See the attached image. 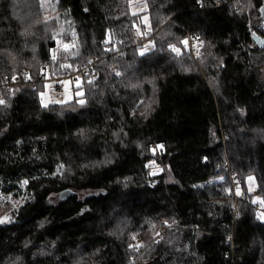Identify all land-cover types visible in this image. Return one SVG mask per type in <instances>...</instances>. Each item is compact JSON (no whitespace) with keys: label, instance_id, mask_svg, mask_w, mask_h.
I'll return each mask as SVG.
<instances>
[{"label":"trees","instance_id":"trees-1","mask_svg":"<svg viewBox=\"0 0 264 264\" xmlns=\"http://www.w3.org/2000/svg\"><path fill=\"white\" fill-rule=\"evenodd\" d=\"M131 1L58 0L78 49L53 62L39 1L0 0V83L31 76L0 86V198L25 197L0 264H264V204L227 194L254 177L264 200V0H146L148 27ZM89 61L81 97L42 106L47 63Z\"/></svg>","mask_w":264,"mask_h":264},{"label":"rangeland","instance_id":"rangeland-1","mask_svg":"<svg viewBox=\"0 0 264 264\" xmlns=\"http://www.w3.org/2000/svg\"><path fill=\"white\" fill-rule=\"evenodd\" d=\"M39 4V11L42 15L44 22H52V20H55L56 22V29L51 35V39L54 42L55 48H57V51L59 52H75L78 49V38H77V32L73 26V23L69 17L66 16L65 12H60L58 7V0H38ZM148 10V3L146 0H132L131 1V12L133 14H139V26L145 25L148 27L150 24V19L148 15H144L145 12ZM146 18V19H145ZM138 26V27H139ZM140 30V28H138ZM57 41H60L59 44H57ZM69 44L73 45L68 50H65L63 45ZM195 47V54L198 52L199 48L202 46V43L196 40V42L193 43ZM155 45L152 41L148 40L145 41L142 50L145 51V53H148L154 49ZM253 47H256V45H253ZM51 57V52H50ZM66 80V79H65ZM63 80V81H65ZM70 80V79H67ZM71 81V80H70ZM74 84V90H75V96L81 97V95H77V91L79 90L82 94L83 91L77 88V81H71ZM81 79H79V87L81 86ZM46 91H50V96L52 97V101L56 103V101H59V103L63 102V96L62 93H55L53 91L52 85H46ZM62 86V85H61ZM63 87V86H62ZM146 170L150 173L152 176H157L162 173L163 167L159 165L155 160H151L146 167ZM224 181L223 179H218V182L222 183ZM230 187L227 189V194L230 197H233L236 201L239 200H252L255 204H261L258 195V189L256 185L255 178L253 177L252 180H249V177L246 179L245 183H240L236 180L234 183L233 180L230 177ZM214 182V181H213ZM211 182V184L213 183ZM24 186V185H23ZM239 189V191L242 193V195H236V190ZM231 190V191H229ZM25 197L20 195L19 197H15L14 195H2L0 198V217H11V220L14 217V213L18 210V208L23 204ZM58 201H60L58 196ZM255 201V202H254ZM261 214H264L262 212V205L258 208V216L259 219L264 221V219H261ZM9 222H5L2 224H7ZM0 224V225H2ZM139 238H136L138 240ZM80 257L73 262V264H79Z\"/></svg>","mask_w":264,"mask_h":264},{"label":"built area","instance_id":"built-area-1","mask_svg":"<svg viewBox=\"0 0 264 264\" xmlns=\"http://www.w3.org/2000/svg\"><path fill=\"white\" fill-rule=\"evenodd\" d=\"M135 34H139V31H134ZM51 59V57H50ZM95 61H92L91 63L83 66H76L73 68L72 73H68L65 76L58 75L55 73H51L49 70V64L47 63L45 66L44 72L40 75V80L43 81L45 85L55 84L56 90L60 91L61 85L58 83V81H63L65 79H70L74 82H76V77H79L80 74L88 75L90 74L92 79H96L98 77V73L94 70ZM115 70V68H112ZM28 71H22L20 74L13 75L10 80H6L5 82L0 83V86L7 85L10 89L17 83H19L22 79L25 81H30V79H27L26 76H28ZM15 77V79H13Z\"/></svg>","mask_w":264,"mask_h":264},{"label":"snow or ice","instance_id":"snow-or-ice-1","mask_svg":"<svg viewBox=\"0 0 264 264\" xmlns=\"http://www.w3.org/2000/svg\"><path fill=\"white\" fill-rule=\"evenodd\" d=\"M85 10H87V9H85ZM146 19V18H145ZM198 39V38H197ZM60 43V41H57V44H59ZM105 43H107V41H105ZM181 43H183L184 45H185V47H187L188 46V41L185 39V40H183V41H181ZM73 45H69V44H64L63 45V47H64V49L65 50H68L70 47H72ZM170 47L172 48V51H174V52H176L177 53V55H179L180 54V49L179 48H177L175 45H170ZM109 50H111V49H109ZM50 52H51V60L54 62V61H56L57 60V48H55V47H53V48H51L50 49ZM78 54V53H77ZM140 55L141 56H143V55H145V51L144 50H142L141 52H140ZM197 55H199V52H197ZM89 63H91V61H89ZM60 67L61 68H71L72 66L71 65H66V64H61L60 65ZM117 75H120V73H117ZM26 78L27 79H31V76L30 75H28V76H26ZM13 79H15V77H13ZM76 79V81H77V88L79 89V77H76L75 78ZM58 83L60 84V85H62L64 88H65V90H67V85H68V81H58ZM92 83V81L91 80H89V84H91ZM11 91H16V90H11ZM78 96L79 95H82V93L78 90L77 91V93H76ZM40 96L41 97H44V93H40ZM56 103H59V101H56ZM79 103H81L82 105H83V103H84V101L83 100H80L79 101ZM6 104V101L3 99V98H0V105H5ZM42 104H43V106L45 107V108H47L48 107V103L47 102H45V101H43L42 100ZM159 147L160 148H163V145H159ZM62 167V166H61ZM221 179H223V177H221ZM253 179V177H249V180H252ZM28 184V181L27 180H24L23 182H22V186L23 185H27ZM229 191H231V190H229ZM236 195H242V193L239 191V189H237L236 190V193H235ZM255 202V201H254ZM260 203H262V204H264V200H260ZM261 219H264V214H261ZM11 221V217H8V216H5V217H0V224H2V223H5V222H10ZM165 223H167L166 221H165ZM228 240H231V236H229L228 237ZM129 247H134L135 249H139V248H141V247H144V245L143 244H137V245H129Z\"/></svg>","mask_w":264,"mask_h":264},{"label":"crops","instance_id":"crops-1","mask_svg":"<svg viewBox=\"0 0 264 264\" xmlns=\"http://www.w3.org/2000/svg\"><path fill=\"white\" fill-rule=\"evenodd\" d=\"M65 81L69 82L67 85V90H65V88L61 86L60 91H57L55 84H50V85H52L53 91L55 93H57V94L62 93V96H63V102L62 103H69L75 99L74 84H73V82H71L72 80L70 81V80L66 79ZM46 88H47V86L45 85L43 92H41V93H44V97L40 96L41 104H42V100L47 102L48 106L51 104H62V103H54L52 101V97L50 96V91H46ZM42 106H43V104H42Z\"/></svg>","mask_w":264,"mask_h":264},{"label":"water","instance_id":"water-1","mask_svg":"<svg viewBox=\"0 0 264 264\" xmlns=\"http://www.w3.org/2000/svg\"><path fill=\"white\" fill-rule=\"evenodd\" d=\"M74 197V192L71 191V190H63L59 193V199L60 201L62 202H66V201H69L71 200L72 198Z\"/></svg>","mask_w":264,"mask_h":264}]
</instances>
